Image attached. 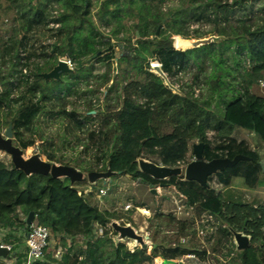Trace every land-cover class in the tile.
Masks as SVG:
<instances>
[{
	"label": "trees",
	"instance_id": "16d2710c",
	"mask_svg": "<svg viewBox=\"0 0 264 264\" xmlns=\"http://www.w3.org/2000/svg\"><path fill=\"white\" fill-rule=\"evenodd\" d=\"M8 18L9 36L0 39V132L11 127L15 147L26 150L37 141L48 162L82 174L110 172L112 179L189 192L195 201L187 219L159 210L146 219L149 264L187 256L216 263L203 230L212 231L216 256L233 236L223 225L201 222L220 215L223 204L246 210L237 232L250 238L231 264H264V200L251 195L264 187V0H2L0 19ZM73 33L80 45L62 52ZM211 36L225 40L185 53L175 48L177 38ZM130 44L142 58L125 49ZM60 58L72 72L44 80ZM150 64L159 65L183 97L168 90ZM185 76L190 82L183 83ZM95 84H111L120 95L118 110L96 108ZM195 146H202L203 162L237 161L204 186L178 176L155 180L139 170L141 161L184 167ZM83 186L68 178L26 177L3 155L0 245L10 246L7 259L25 263L26 220L33 214L32 223L58 236L62 250L52 257L47 247L34 264L141 262V251L130 255L109 238L110 223L94 215L96 203ZM107 217L119 220L116 213ZM55 219L58 224H48Z\"/></svg>",
	"mask_w": 264,
	"mask_h": 264
},
{
	"label": "rangeland",
	"instance_id": "374dc122",
	"mask_svg": "<svg viewBox=\"0 0 264 264\" xmlns=\"http://www.w3.org/2000/svg\"><path fill=\"white\" fill-rule=\"evenodd\" d=\"M2 1V0H0ZM11 27V21L8 19H0V39H7L9 36V28ZM81 38L77 35V33H73L68 40H66L62 46L61 51L65 53H69L72 49H75L77 46L81 43ZM197 54V55H196ZM200 54L199 52L194 53L193 55L198 56ZM60 61H65L64 58H60ZM190 82V78L185 76L183 83ZM111 84H109L106 87H101L99 84H95L91 87L90 91L93 95V101L95 103L96 108L103 110L105 113L108 112V108L110 104L115 103L117 104L120 102V95L115 92L110 91ZM259 94H262V88L257 91ZM195 96L198 95L197 90L195 91ZM118 109V108H117ZM116 109V110H117ZM115 110V111H116ZM33 146L36 150L40 149V143L35 141ZM1 155V154H0ZM4 155V154H3ZM44 159H46L44 157ZM141 163H146L141 161L139 163V166ZM196 163V159L194 155H192L186 166H189L191 164ZM184 167H181L177 170L178 174L177 176L180 177L183 180H186L185 177L181 176V170ZM161 168V167H158ZM164 179H169L168 175L163 176ZM106 184H109L108 189V205L104 209H108L110 213L106 212V210L103 209L104 214H111L113 209H118L119 214L118 217L125 221L127 225H130L133 227L138 234L145 233V227H146V219L152 212H155L157 210L168 214L171 213L174 216H176L178 219H187L189 217V209H191L192 204L194 203L195 199L192 197V195L185 191L180 186H174V187H157L150 189L149 187L142 186L141 184H137L130 180L129 178L123 177V178H116V179H110L106 180ZM81 183V182H79ZM84 183V188L82 190L93 193L96 188H100L104 185L105 182H97L95 187L90 186L87 182ZM111 183V184H110ZM262 190V189H261ZM260 190V191H261ZM261 196H264V191L261 194ZM130 205L132 209L130 210H124V207ZM146 207L148 209L147 215L140 214L137 209ZM220 215H215L214 218H211V220L207 219L211 224H219L223 225V227H226L230 232L239 230V225L236 223L235 219L232 217H228L225 212ZM244 212L238 213L239 216H242ZM100 216L104 218L101 213ZM238 220V219H237ZM54 222L49 221L48 224H51ZM207 223V222H205ZM204 223V224H205ZM125 224V225H126ZM212 231L210 229H204L202 236L205 241V244L207 245L208 250L212 255H214V259H216V263L214 264H231L232 262L236 261L237 251L234 243L223 251L220 252L218 256L215 254V250L219 248L213 246V239L211 238ZM3 236V233L0 235V237ZM62 252L61 246H60V240L59 237L56 236H50L49 243H48V250L47 254L48 256L52 257H58L59 254ZM3 262L5 264H11L10 260L7 259V256H4ZM186 263H192L191 261Z\"/></svg>",
	"mask_w": 264,
	"mask_h": 264
},
{
	"label": "water",
	"instance_id": "95a60500",
	"mask_svg": "<svg viewBox=\"0 0 264 264\" xmlns=\"http://www.w3.org/2000/svg\"><path fill=\"white\" fill-rule=\"evenodd\" d=\"M162 26H160L156 35L160 34ZM222 37H207L202 39H175V48L183 53L198 50L200 48L216 45L219 42L224 41ZM72 69L69 64L64 61H59L58 64L46 74H42L41 77L44 80L60 79L63 73H71ZM150 72L162 80L163 85L170 90L174 95L183 97V94L177 87L170 84L166 75L162 72L161 67L157 64L150 65ZM0 153L8 156L15 170L21 171L26 177L32 175L51 176L52 178H68L71 182H87L89 185L94 186L97 182H105L110 180L112 174L106 173H90L88 175L82 174L76 169L61 166L53 162H48L44 159L41 149L37 150V153L29 158L25 157L24 151L13 145V137L11 127H8L4 134H0ZM193 155L196 159V163L191 164L187 168L186 179L195 181L201 185H205L207 177L211 174L219 171L220 169L233 165L236 161L229 162L227 160H217L211 163L203 162L202 160V146H195L193 148ZM140 172L148 175L155 180H165L163 176L168 175L177 176L179 170H169L166 168H158L149 163H141L139 166ZM33 221V214H30L26 220V226H29ZM110 228L115 235V243H129L132 242L136 247H139L140 251L145 252L151 249L152 243L150 241L144 242L141 234H138L136 230L130 225H120L116 221L110 223ZM234 242L236 244L237 251H244L250 244V238L244 234L236 231H231ZM7 251L0 249V256H5ZM162 264H184L182 262H165Z\"/></svg>",
	"mask_w": 264,
	"mask_h": 264
},
{
	"label": "built area",
	"instance_id": "2783aa9c",
	"mask_svg": "<svg viewBox=\"0 0 264 264\" xmlns=\"http://www.w3.org/2000/svg\"><path fill=\"white\" fill-rule=\"evenodd\" d=\"M153 39H154L153 36L149 37V40H153ZM125 49L133 51L134 55H136L137 58L143 57V52L139 49H136L134 44H130V45L125 46ZM150 65H152V64H150ZM149 71H150V69H149ZM4 132H5V130L0 132V134L3 135ZM34 147L35 146L31 145L26 150H23L26 158H29V157H31L37 153V150ZM0 154H1L0 158L3 157V153H0ZM106 182L107 181H105L104 185L102 187H100L99 189L95 187L96 185H94L93 187H95L96 191H94L93 193L91 192L89 195V198L92 199L96 203V206H97V211L94 215L101 217L100 216V213H101V215L104 217V219L108 220L109 223H111L114 220L107 217V214H104V212H103V209L106 207V205H108V201L106 199L108 197L107 192L109 191V189H108L109 184H106ZM150 189H153V188H150ZM130 209H132V207L130 205H127L124 207V210H126V211L130 210ZM104 210H106V212L109 211L108 209H104ZM137 211H139L140 214L147 215L146 211H148V210L140 208V209H137ZM224 212L228 217H232L233 219H235L233 221H235L238 224L241 223V221L243 220V218L246 215V212H244V214L242 216H239L238 213H240L241 211L238 210L237 208L231 206V205H228V204L223 205L221 213L223 214ZM108 213H110V212H108ZM112 213L119 214L118 209H113ZM222 214H221V216H222ZM214 216L215 215H209V214L206 215L204 217V220L201 223H205V222L208 223L209 221H207V219L211 220V218H214ZM116 222L119 223L120 225L126 224L125 221L122 220V218L121 219L119 218V220H117ZM26 227H27V233L25 235V246H24V248L26 249V257H25V263L24 264H34L36 262H40L43 259V253H44V250L48 247V241H49L50 235H49L48 230L43 225H35V224L31 223L29 226H26ZM107 227L111 231L110 224ZM236 230L237 229H235L234 231H236ZM98 234H99L98 235L99 240H102L103 235H102L101 230H99ZM141 236L143 237L144 242L150 241L149 237L146 233L141 234ZM109 238L115 242V235L113 234L112 231H111V235H109ZM233 243L236 247L234 239H233ZM124 245L126 246V252L130 255L137 254L140 251L139 247H136L134 245V243H132V242L125 243ZM0 249H5L7 251V254L5 256H8L9 251H10V246L0 245ZM236 251H237V248H236ZM141 253H142V261L137 263V264H149L148 257L150 254V250L145 251V252L141 251ZM0 258H4V256H0ZM188 261L192 262L190 264H199L200 263L199 258L196 256H187V257H184L182 259L177 260L175 263L182 262L184 264H189V263H186ZM10 262H11V264L15 263V258L13 256H12V258H10ZM151 264H162V261L159 259H155V260H153V262Z\"/></svg>",
	"mask_w": 264,
	"mask_h": 264
},
{
	"label": "crops",
	"instance_id": "0c3cea01",
	"mask_svg": "<svg viewBox=\"0 0 264 264\" xmlns=\"http://www.w3.org/2000/svg\"><path fill=\"white\" fill-rule=\"evenodd\" d=\"M117 108H118V109L120 108V102L118 103V107H117ZM118 109H117V110H118ZM263 166H264V164H263ZM235 187H238L240 191H244L238 183L235 184ZM260 190H261V189H259L257 192H251V195H252V196H256L257 198L264 200V196H261V194H262L263 191H264V187L262 188L261 191H260ZM223 205H225V204H223ZM237 209H238V208H237ZM238 210H240V211H242V212H246V210H243V209H238ZM54 223H55V224H58L59 221H58L57 219H55ZM24 237H25V235H24ZM23 246H25V238H24Z\"/></svg>",
	"mask_w": 264,
	"mask_h": 264
},
{
	"label": "bare ground",
	"instance_id": "6f19581e",
	"mask_svg": "<svg viewBox=\"0 0 264 264\" xmlns=\"http://www.w3.org/2000/svg\"><path fill=\"white\" fill-rule=\"evenodd\" d=\"M117 96H118V94H117ZM119 103V102H118ZM118 103L117 104H115V103H112V104H110V106H109V108H108V112H113V111H115L116 109H117V107H118ZM187 168H188V166L187 167H185V168H183L182 170H181V176H183V177H185L186 178V173H187Z\"/></svg>",
	"mask_w": 264,
	"mask_h": 264
}]
</instances>
